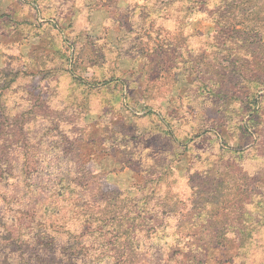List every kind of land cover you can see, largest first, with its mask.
Here are the masks:
<instances>
[{
  "label": "rangeland",
  "instance_id": "rangeland-1",
  "mask_svg": "<svg viewBox=\"0 0 264 264\" xmlns=\"http://www.w3.org/2000/svg\"><path fill=\"white\" fill-rule=\"evenodd\" d=\"M1 89L104 191L160 183L139 264H264V0H0Z\"/></svg>",
  "mask_w": 264,
  "mask_h": 264
},
{
  "label": "trees",
  "instance_id": "trees-1",
  "mask_svg": "<svg viewBox=\"0 0 264 264\" xmlns=\"http://www.w3.org/2000/svg\"><path fill=\"white\" fill-rule=\"evenodd\" d=\"M4 97L1 89L0 264H78L73 258L81 250L105 257L104 263L81 264H139L141 238L151 239L158 215L169 208L150 203L160 183L149 186L147 179L146 191L133 196L119 188L104 191L102 176L81 157L82 139L68 146L28 142L23 126L30 120L22 113L10 128ZM81 240L101 245L89 249L79 246Z\"/></svg>",
  "mask_w": 264,
  "mask_h": 264
}]
</instances>
